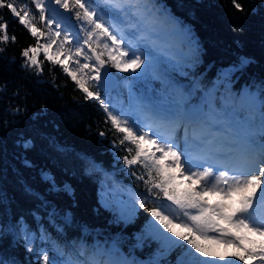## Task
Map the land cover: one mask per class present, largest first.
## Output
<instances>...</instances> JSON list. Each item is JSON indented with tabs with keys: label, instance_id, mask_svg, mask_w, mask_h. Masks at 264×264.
<instances>
[{
	"label": "snow or ice",
	"instance_id": "snow-or-ice-1",
	"mask_svg": "<svg viewBox=\"0 0 264 264\" xmlns=\"http://www.w3.org/2000/svg\"><path fill=\"white\" fill-rule=\"evenodd\" d=\"M231 2L244 10L238 0ZM5 8L34 40L20 51L21 67L37 76L45 62L59 67L84 100L103 111L109 127L99 135L113 133L112 146L124 153V167L143 185L130 206L117 209L115 222L130 223L135 210L143 209L150 219L134 247L155 241L158 248L154 257L139 261L122 255L118 240L91 250L73 242L69 255L46 230L33 231L23 218L0 223V244L9 235L22 241L35 264H164L161 258L173 253L174 264H264V83L259 93L247 85L238 94L229 87L235 72L251 63L248 58L222 73L219 85L204 89L198 104L190 105L185 95L192 93L175 83L166 84L172 98L167 107L136 95L127 83V101L114 103L108 69L131 72L134 80L159 78L162 28L171 27L191 44L187 29L166 7L156 0H0ZM16 40L0 17V45ZM4 51L0 47V54ZM196 51L193 45L180 66L195 64ZM23 147L32 142L25 140ZM46 179L56 191L55 178ZM63 190L71 192L69 185ZM49 216L53 223L71 222L67 213L60 217L52 210ZM0 264L18 262L0 257Z\"/></svg>",
	"mask_w": 264,
	"mask_h": 264
},
{
	"label": "trees",
	"instance_id": "trees-1",
	"mask_svg": "<svg viewBox=\"0 0 264 264\" xmlns=\"http://www.w3.org/2000/svg\"><path fill=\"white\" fill-rule=\"evenodd\" d=\"M156 2L187 29L191 44L181 35L197 49L198 60L188 64L189 68H178L180 75H162L161 82L134 80L130 73L108 69L114 95L123 98L127 91L124 85L132 84L138 96L168 106L172 98L166 84L175 83L192 93L185 95L190 105L198 104L203 90L214 83L219 85L221 74L233 72L232 66L241 57L251 63L235 72L229 87L238 94L247 85L259 93L258 86L264 83V0H238L243 11H237L231 0ZM0 17L7 22L9 35L17 37L15 43L0 45L5 47L0 54V223L23 218L33 231L46 230L69 255L74 253L73 242L91 250L94 245L108 247L118 240L120 253L129 259L146 261L154 257L158 248L155 241L134 247L149 214L137 208L130 223H117L119 207L111 204L104 208L99 202L100 191L132 202L143 191L142 183L124 167L120 159L124 153L112 146L113 133L99 135L109 127L103 111L94 101H85L59 67L51 68L45 62L40 76L22 68L20 51L34 40L10 10L0 9ZM187 58H183L184 63ZM14 108L22 110L14 113ZM25 140L32 142L31 148L23 147ZM46 177L55 178L56 191ZM65 185L70 186V194L63 190ZM52 210L60 217L69 214L71 222L65 225L60 218L51 222ZM57 225L62 231H57ZM47 247L51 250L50 245ZM0 257L15 259L18 264H35V257L23 242L16 243L11 235L0 244ZM174 258L175 253L161 259L164 264H174Z\"/></svg>",
	"mask_w": 264,
	"mask_h": 264
},
{
	"label": "rangeland",
	"instance_id": "rangeland-1",
	"mask_svg": "<svg viewBox=\"0 0 264 264\" xmlns=\"http://www.w3.org/2000/svg\"><path fill=\"white\" fill-rule=\"evenodd\" d=\"M157 42H158L159 47L161 49H163L165 52V56L163 57L164 62L158 66V71L160 73V77L159 78H152L151 76H149V77L144 78V79H149V80L154 79V80L161 82L164 79L162 77V75L167 76L168 73H176V74L180 75V73L178 71V68L181 67L180 63H184L183 58L189 57V55H190V46H189L188 42L186 40H183V42L181 43V45H182V48H181L180 47V41L173 34V31H171V34H168L166 29H164V32H161V30H160ZM170 47L171 48L172 47H175V48L178 47L179 50L173 51L170 49ZM169 58H171V62H169ZM186 67L189 68V65L187 64ZM183 68H185V67H183ZM129 73L131 76L134 75L131 72H129ZM111 96L113 97L114 103H119L122 99L125 102L127 101V96L124 95L123 98L119 97L117 95H114L113 91H111ZM158 105H161V103ZM181 135H182V131H181ZM99 202H100L102 207L106 208L105 207L106 203L108 204V206L111 204H116L118 207H120L121 205L130 206L132 201L128 198H124V197H121L119 195H112V194H109L107 192L100 191L99 192ZM135 212H136V210H135ZM218 251L223 253L225 251V249L223 247H220L218 249ZM227 251L230 252V251H232V249L229 248V249H227Z\"/></svg>",
	"mask_w": 264,
	"mask_h": 264
},
{
	"label": "water",
	"instance_id": "water-1",
	"mask_svg": "<svg viewBox=\"0 0 264 264\" xmlns=\"http://www.w3.org/2000/svg\"><path fill=\"white\" fill-rule=\"evenodd\" d=\"M62 11V10H61Z\"/></svg>",
	"mask_w": 264,
	"mask_h": 264
}]
</instances>
